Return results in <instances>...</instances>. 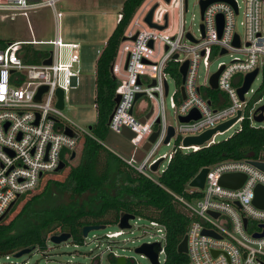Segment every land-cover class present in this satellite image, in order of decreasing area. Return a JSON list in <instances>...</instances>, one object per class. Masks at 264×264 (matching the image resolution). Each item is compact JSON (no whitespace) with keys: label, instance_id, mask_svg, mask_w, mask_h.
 <instances>
[{"label":"built area","instance_id":"2783aa9c","mask_svg":"<svg viewBox=\"0 0 264 264\" xmlns=\"http://www.w3.org/2000/svg\"><path fill=\"white\" fill-rule=\"evenodd\" d=\"M57 1L60 0H0V12H18L27 18L29 11L42 6L54 10ZM203 1L207 0L198 1L200 24L199 39H196L190 31L185 30L184 13L188 11V0H144L126 27L110 66V73L117 81L115 97L119 95L120 98L108 122L109 131L121 135L123 128L129 129L133 133V137L128 139L129 143L142 151L152 134L158 131L155 141L144 151L146 155L138 166H134L131 159L120 157L151 180L154 179L148 172H157L161 163L164 160L169 163L177 151L190 153L208 148L217 143L214 137L220 133H216L202 146H184L185 138L212 130L236 118L238 113L240 116L226 131L234 125H240L233 135L239 133L245 121L252 128L264 130V127L253 126V123L264 122V112L249 110L245 115V95L252 91V84L243 100L237 93L246 75L254 71H257V75L264 73V0H243V19L239 22L244 31L243 39L236 31V19L241 11L236 0L213 2L202 12ZM152 9L151 24L154 26L145 21ZM169 11L175 15L173 25L169 22ZM61 17L62 14L54 10L55 21L58 22ZM219 17L222 20L221 29ZM121 18L122 15L118 14L117 23ZM235 38L238 39V46L234 44ZM24 45L52 46L51 55L48 52L44 59L51 56V64L25 63ZM61 48L68 49V61L61 59ZM78 48L76 43H63L58 31L53 41H16L0 46V217L21 195L33 192L45 174L55 172L61 162L65 164L70 160L72 152L79 145V134L64 122L62 110L56 106L58 90H62L64 100L68 90L79 86ZM215 54L231 57L229 63H221L218 67L216 90L210 85L213 75L197 84L200 64L207 66ZM185 63L187 67L183 78L180 69ZM240 75L241 80H235ZM168 78L176 79L173 91H170ZM42 87H46V90L36 100ZM210 91L224 93L228 103L212 97ZM138 94L141 96L135 99ZM167 97L176 125H170L166 120ZM143 99H147V103ZM192 112L198 113L199 118L180 121V118ZM260 114L263 120L256 122L255 118ZM143 119L144 122L141 121ZM170 127L174 134L165 144ZM66 129H70L73 136L65 134ZM172 140L176 142L173 151L154 158L157 149L162 145L169 146ZM160 159L157 170L151 171V166ZM164 170H160V175ZM227 174H243L245 179L237 189L225 188L219 184V180ZM257 185L264 186V173L249 161H225L208 168L202 190L189 188L190 195L199 192L200 197L191 202L177 198L194 218L185 235L186 264H264V236L254 237L255 234L263 233L261 226L264 225V210L252 204ZM213 214L218 216L214 217ZM133 222L131 224L129 220V228L107 232L103 238L93 236L96 248L103 247V251L92 255V264H103L104 255L107 257L105 264H113L120 257H124L127 262L128 258L121 254L124 252L122 246L128 240L123 237L133 233L132 229L136 225ZM149 225L156 228L160 240L143 244L158 243L157 264H166L165 229L155 221H149ZM87 236L82 238L86 239ZM71 241L75 243L73 247L78 248V242ZM50 250L45 244L43 249L32 250L29 254L39 251L45 258L60 255H48ZM14 255L0 257L9 261L8 264H28L27 261H11V258L18 259Z\"/></svg>","mask_w":264,"mask_h":264},{"label":"trees","instance_id":"16d2710c","mask_svg":"<svg viewBox=\"0 0 264 264\" xmlns=\"http://www.w3.org/2000/svg\"><path fill=\"white\" fill-rule=\"evenodd\" d=\"M143 1H124L119 13L122 18L95 62L96 122L91 126V135L79 138L78 165L63 180H47L42 184L40 180L41 191L17 199L10 211L13 216L0 221V256L27 248L43 249L50 237L62 233H69L74 241L80 242L84 227H105L107 223H118L121 215L131 214L164 227L166 264H186L187 256L179 254L177 247L194 218L177 198L191 202L200 197L199 192L188 193V184L203 168L225 161L264 162V130L252 128L248 121L227 140L196 152L177 151L156 180L148 179L101 145L115 106L117 81L110 66L126 27ZM3 45L0 41V46ZM23 50L27 64L39 65L48 56L47 51L32 45H24ZM209 95L218 98L219 94L210 91Z\"/></svg>","mask_w":264,"mask_h":264},{"label":"rangeland","instance_id":"374dc122","mask_svg":"<svg viewBox=\"0 0 264 264\" xmlns=\"http://www.w3.org/2000/svg\"><path fill=\"white\" fill-rule=\"evenodd\" d=\"M124 1L60 0L54 5V10L62 14L58 22L55 21L53 8L49 6H42L29 11L27 18L21 16L18 12H0V41L4 44L12 41H53L56 38L57 31L63 43H78L80 83L76 89H70L65 93L64 108L61 113L65 118V121L64 119L63 121L70 125L81 138L85 137V133L91 135L88 126H92L96 122V110L94 107L95 62L117 25L118 14L122 11ZM198 1L188 0V11L184 13L185 30L190 31L196 39H199L198 29L200 24ZM236 1L241 9L236 19V31L243 39L244 31L239 22L243 19L244 2L243 0ZM159 6L162 7V4ZM174 17V12L169 11V22L172 25L175 20ZM262 30L264 33V8L262 10ZM187 44L190 45L189 42ZM34 48L43 49L47 52L53 50V47L50 45H35ZM68 55L67 48L60 49V56L63 61H68ZM230 60L231 57L229 55L222 56L215 54L211 56L207 66L201 63L197 73V84L202 83L204 79H208L211 75L215 74L221 63L226 64ZM241 78L242 76L240 75L235 77V80H241ZM175 80L168 78L170 91H173L175 88ZM263 81L264 74L260 72L251 85L252 91L245 95V103L247 104L245 115L248 114L249 110L255 111L264 104ZM218 94V98L227 104V96L222 92H218ZM143 101L147 103V99H143ZM166 120L170 125H176L173 111L169 108L168 97L166 98ZM253 126H261L263 128L264 122L261 124L253 123ZM239 127L240 125H234L228 131L216 135L214 141L221 142L227 140ZM100 143L117 156L127 160L131 159L134 166H138L146 155V152L131 146L128 139L110 131L106 133L105 138ZM175 145L176 142L172 140L169 146H160L154 158L172 152ZM75 153V158L66 161V166L61 172L45 174L41 179V184L47 180H63V177L70 169L77 166L80 161V143L75 149ZM167 164V160H164L157 172H148L151 178L154 180L158 179L160 170L166 168ZM41 188L42 186L37 187L34 192L41 191ZM29 197L30 195L25 200ZM12 216L13 213L10 214L9 212L3 220H9ZM137 218L131 220V224L134 223L133 221L136 222V225L132 229L133 233H127L123 237L128 240L123 244L124 252H121V254L128 258L127 264H150L149 259L145 255L136 253L135 249L143 243L160 240V234L156 232L155 227L149 225L148 219L139 218L137 220ZM116 231H119L117 223H107L104 229L90 231L86 239L82 238L80 242L78 241V248L73 247V244H75L71 241L73 239H69L67 243H62L61 245H55L47 241L46 246L51 249L47 254H60L55 258H45L42 253L35 251L29 255H23L16 260L12 258L10 260L17 263L27 261L28 264H92V255L101 254L103 251V247L99 246V249L96 248L93 236L103 238L105 233ZM106 260L107 257L104 255L103 264L106 263ZM8 263L9 261L5 260L4 257H0V264Z\"/></svg>","mask_w":264,"mask_h":264},{"label":"water","instance_id":"95a60500","mask_svg":"<svg viewBox=\"0 0 264 264\" xmlns=\"http://www.w3.org/2000/svg\"><path fill=\"white\" fill-rule=\"evenodd\" d=\"M167 2L169 0H166ZM217 1H227V2H230V0H207V1H203L201 2V11L203 12L204 8L213 3V2H217ZM153 10L152 9L145 21L151 25V26H154L151 24V18H152V13H153ZM219 29H221V26H222V20L221 18L219 17ZM135 37H133L134 39ZM234 44L236 46H238V39L235 38V42ZM222 54L224 53V51L221 52ZM49 54L51 55V52H49ZM51 56H49L46 60H44L42 62L43 65H50L51 64ZM186 67H187V63H185L181 69H180V73L182 74L183 78H184V75H185V71H186ZM218 74H219V71L216 72L215 74H213V76L211 77V80H210V85H211V88L216 90L217 89V77H218ZM257 75V71H254L248 75H246V77L244 78V82L242 84V87L239 88L237 90V93L239 95V98L240 100H243L244 98V94L248 91L250 85L252 84L254 78L256 77ZM46 90V87H42L39 89L35 99L36 100H39L40 99V96L41 94ZM141 96V94H138L136 96L135 99H138L139 97ZM57 97H58V102L56 104V106L58 107V109L60 110H63L64 108V100H63V92L62 90H58L57 91ZM119 95H117L115 98H114V103H118L119 101ZM257 111H261L264 112V104L262 106H260ZM149 115H147L148 117ZM240 116V113H238L237 117L212 129V130H209L199 136H196V137H189V138H185L183 140V145L184 146H202L204 143H206L207 141H209L216 133H223L225 132L236 120L237 118ZM112 118V114L110 115L109 117V120L108 122L111 120ZM199 118V115L198 113L196 112H192L191 114H189L187 117H182L180 118V121L181 122H188L189 120H196ZM256 122H261L263 120V116L262 114L256 116L255 118ZM142 122H144V119L141 120ZM88 130L90 131L91 130V126H88ZM65 134L69 135V136H73V132L70 130V129H66L65 130ZM174 132H173V129L170 127L168 129V134H167V137L164 141L165 144H167L170 140V138L173 136ZM121 135L123 137H125L126 139H130L133 137V133L127 129V128H123L122 131H121ZM158 135V131L154 132L149 140L148 143L145 144V146L143 147V150L144 151H147L149 146H150V143H153L156 139ZM76 156V153L75 152H72L71 154V157H70V160H73ZM161 162V159L159 161H157L155 164H153L151 166V171H156L159 164ZM249 163L251 165H253L254 167H256L257 169H259L260 171H262L264 173V162H259V161H249ZM65 167V164L64 163H60L59 166L57 167L56 171L55 172H60L64 169ZM207 173H208V168H203L199 171V173L190 181V183L188 184V187L189 188H195V189H199V190H202L204 188V183H205V180H206V176H207ZM42 174L39 175V177H41ZM245 179V176L243 174H227V175H224L220 178L219 180V184L225 188H230V189H237L241 186V184L243 183ZM254 198H253V201H252V204L255 208L257 209H260V210H264V186H261V185H257L254 189ZM15 202L11 203V205L7 208V210L5 211V213L0 217V221H2L7 215L8 213L10 212V210L12 209V207L14 206ZM238 205V203H236ZM214 217H217L218 215L217 214H213ZM135 218L134 215H131V214H123L119 217V221H118V226L119 228L121 229H125V228H129V220H133ZM246 225V220H244V226ZM263 228V233L261 234H255L254 237L256 238H259V237H262L264 236V225L261 226ZM101 229H104V226H86L82 229V236L83 237H86L88 232L90 231H94V230H101ZM204 234H208V235H211L215 238H218L216 235L212 234V233H208V232H204ZM71 237V235L69 233H62L60 235H55V236H52L50 237V242H52L53 244L55 245H59L61 244L62 242H65L67 241L69 238ZM186 236L183 238V240L179 243L178 247H177V252L179 254H185L187 252V247H186ZM159 244L158 243H153V244H143L141 245L140 247L136 248L135 249V252L136 253H139V254H142V255H145L146 257H148L149 261L152 263V264H157V254L159 252ZM33 249H24L22 251H19L18 253H16L14 255L15 258H19L23 255H28ZM113 264H127L126 262V259L124 257H120V258H117L115 263Z\"/></svg>","mask_w":264,"mask_h":264},{"label":"crops","instance_id":"0c3cea01","mask_svg":"<svg viewBox=\"0 0 264 264\" xmlns=\"http://www.w3.org/2000/svg\"><path fill=\"white\" fill-rule=\"evenodd\" d=\"M74 43V42H73ZM76 44H78V43H76Z\"/></svg>","mask_w":264,"mask_h":264}]
</instances>
